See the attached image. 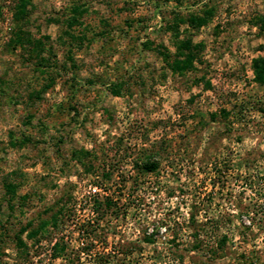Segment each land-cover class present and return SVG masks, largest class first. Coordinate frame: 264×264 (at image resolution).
<instances>
[{
	"label": "rangeland",
	"instance_id": "1",
	"mask_svg": "<svg viewBox=\"0 0 264 264\" xmlns=\"http://www.w3.org/2000/svg\"><path fill=\"white\" fill-rule=\"evenodd\" d=\"M263 69L264 0H0V264L263 262Z\"/></svg>",
	"mask_w": 264,
	"mask_h": 264
},
{
	"label": "trees",
	"instance_id": "2",
	"mask_svg": "<svg viewBox=\"0 0 264 264\" xmlns=\"http://www.w3.org/2000/svg\"><path fill=\"white\" fill-rule=\"evenodd\" d=\"M177 58V57H176ZM188 59L189 60H185V61H182V60H178V58H177V60H175V65H173V68L175 67H177L176 69H179L180 67H182V65L185 67V66H187V64L188 63H191V61H192V58L191 57H188ZM261 77H259V79L261 80V81H264V69L261 71ZM156 167V165L153 163V164H151V163H149V164H147V165H145V168L148 170V171H152L154 168ZM12 191H13V188H12ZM105 206H107V207H110L111 206V204H112V200L111 199H108V198H106V201H105ZM99 205H101V204H99ZM256 226H258V228H261L262 226H261V222H259V225H257V224H254V220H252V222L250 223V225L249 226H244V229L247 231V232H252V227H256ZM216 227V229L218 230L219 229V224H218V222L217 221H215V224H214V228ZM245 231V232H246ZM23 245V243L22 242H19V247L20 246H22ZM246 264H264V261L263 262H261V260H258L257 258H252V259H250V258H247V262H246Z\"/></svg>",
	"mask_w": 264,
	"mask_h": 264
}]
</instances>
